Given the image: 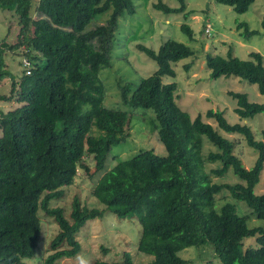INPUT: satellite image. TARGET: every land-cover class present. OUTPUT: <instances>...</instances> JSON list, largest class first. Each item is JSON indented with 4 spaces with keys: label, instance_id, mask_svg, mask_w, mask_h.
Returning a JSON list of instances; mask_svg holds the SVG:
<instances>
[{
    "label": "trees",
    "instance_id": "obj_1",
    "mask_svg": "<svg viewBox=\"0 0 264 264\" xmlns=\"http://www.w3.org/2000/svg\"><path fill=\"white\" fill-rule=\"evenodd\" d=\"M177 1L178 7L161 0L154 7L178 13L185 8V0ZM215 1L244 13L255 0ZM0 5L14 6L18 26L15 43H0V79L11 75L4 60L7 50L27 59L30 69L26 74L20 60V75L9 79V93L0 94V101L17 103L11 110L0 111V264H23V258L34 255L41 235V211L58 225L49 245L53 252L44 264H63L62 257L75 256L80 250L75 234L87 220L101 218L105 210L119 218H137L141 234L136 249L152 256L146 264H189L178 252L205 244H211L221 264H264V226L250 227L248 216L238 213L235 202L226 200L217 206V195L226 199L228 194L264 220V193L254 192L264 168V126L257 140L249 126L229 123L223 111L205 113L224 131L243 135L257 151L253 165L245 168L233 153V141L200 114L191 118L180 109L175 102L177 84L163 83L162 76L174 77L171 64L193 51L174 39H167L156 51L137 44L158 68L135 89L130 83L121 88L122 103L153 110L151 128L165 155L143 150L103 172L91 190L103 210L82 205L76 196L69 218L63 208L51 207L50 201L63 195V187L72 185L79 168L88 172V158L94 161L95 171L105 168L111 147L121 142L117 135L130 122L131 112L103 105L105 88L99 71L110 64L119 17L133 14L134 4L132 0H37L34 4L32 0H0ZM32 9L37 18L31 16ZM108 11L106 24L88 28ZM261 24L264 28V16ZM180 26L192 39V29ZM239 28L246 39L258 33L245 22H238ZM226 54L205 55L209 77L233 75L256 84L264 95L263 56L251 51L248 60L239 59L230 49ZM228 93L236 99L234 112L241 119L264 112V101L252 102L242 92ZM94 125L107 133L104 138L92 135ZM203 137L217 149L202 155ZM205 161L221 165L206 172ZM229 172L238 181L212 179H224ZM247 237H254L255 245L244 248ZM63 244L66 247L61 248ZM123 258V263L96 260L93 264H133L128 252Z\"/></svg>",
    "mask_w": 264,
    "mask_h": 264
},
{
    "label": "rangeland",
    "instance_id": "obj_2",
    "mask_svg": "<svg viewBox=\"0 0 264 264\" xmlns=\"http://www.w3.org/2000/svg\"><path fill=\"white\" fill-rule=\"evenodd\" d=\"M37 0H32L33 4ZM135 12L120 16L118 25L113 32L110 64L99 71L105 95L103 105L114 110L131 112L130 122L123 134L117 135L121 141L111 147L102 171H95L92 158L87 159L88 172L79 168L77 175L70 186L63 187L64 193L58 199L50 201L51 207H61L64 214L69 218L71 203L74 196L78 197L81 204L89 208L104 209L91 190L98 178L106 170L112 168L118 161L133 157L140 151L152 149L158 155H165L163 144L158 140L157 132L151 128L155 115L151 109L133 108L122 103L121 88L130 83L135 89L141 79L153 74L158 66L155 60L148 57L138 49L137 44L153 50L167 39H174L188 45L193 54L183 58L172 67L175 76H162L163 83L177 84L175 102L180 109L186 111L191 118L200 114L204 122L210 123L221 135L234 142L233 153L238 156L245 168H250L257 156V151L248 146L243 135L236 132H226L219 128L214 118L206 116L208 109L223 111L224 117L229 123H240L250 127L255 138L260 139V131L264 126V112L258 113L251 118L241 119L235 112L236 99L228 92L245 93L252 102L261 103L264 95H261L256 84H250L239 77L230 75L218 78L209 77V69L205 64V55H221L226 57L228 49L232 56L248 60V53L259 52L263 56L264 66V28L261 24L264 16V0H255L244 13H236L230 6L220 4L215 0H185V8L178 13H163L156 9L154 4L159 0H132ZM171 7H178L177 0H161ZM14 6L4 7L0 5V43L7 45L16 41L18 34L17 17ZM34 9V6H32ZM32 9L31 16L37 18V12ZM186 14V17L184 16ZM109 11L97 16L91 21L88 28L108 22ZM209 21L212 25L208 34L203 31L204 24ZM238 22H245L250 30L258 33L244 38L237 29ZM182 24H187L193 32L192 39L181 31ZM21 52L20 49H18ZM6 68L10 76L0 79V94L10 91V78H18L22 71L20 60L23 57L15 55V51L7 50L4 55ZM189 64L185 69L184 65ZM24 69V68H23ZM17 106L15 101H0V111H8ZM156 122V121H155ZM106 132L99 130L95 125L92 135L96 138H104ZM205 137L202 143V155L209 150H216ZM221 163L204 162V170L220 166ZM213 181L233 183L238 181L231 172L228 177L219 179L212 176ZM254 192L264 193V168L259 182L255 185ZM226 200L235 202L237 211L241 215H247V224L252 226H264V220L253 216L249 208L242 201L234 200L226 194V199L217 195V206ZM41 222V235L37 243L34 255L23 258V264H44L46 257L53 251L49 249L50 241L58 232V225L51 217L39 212ZM141 234V226L136 217L119 218L115 214L105 210L101 218H91L75 234L80 243L79 252L72 257H62L63 264H93L94 261L120 262L123 263V253L128 252L133 264H146L152 260V256L140 253L137 248ZM244 248L255 245L254 237L243 240ZM66 247L65 244L61 248ZM183 259L189 260V264H221L215 255L211 244L190 246L178 252Z\"/></svg>",
    "mask_w": 264,
    "mask_h": 264
},
{
    "label": "built area",
    "instance_id": "obj_3",
    "mask_svg": "<svg viewBox=\"0 0 264 264\" xmlns=\"http://www.w3.org/2000/svg\"><path fill=\"white\" fill-rule=\"evenodd\" d=\"M211 28H212L211 23L207 22L206 25H205V27H204V32H206V33L209 34L210 31H211ZM24 60H25V62H22V64H24L23 65V68L25 70V73L28 74V72L30 70L29 69V61L27 59H24Z\"/></svg>",
    "mask_w": 264,
    "mask_h": 264
},
{
    "label": "clouds",
    "instance_id": "obj_4",
    "mask_svg": "<svg viewBox=\"0 0 264 264\" xmlns=\"http://www.w3.org/2000/svg\"><path fill=\"white\" fill-rule=\"evenodd\" d=\"M207 22H209V21H206V22H205L204 27H205V25H206ZM209 23H210V22H209ZM211 26H212V25H211ZM211 29H212V28H211ZM203 31H204V29H203ZM210 32H211V31H210Z\"/></svg>",
    "mask_w": 264,
    "mask_h": 264
}]
</instances>
